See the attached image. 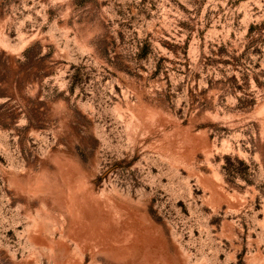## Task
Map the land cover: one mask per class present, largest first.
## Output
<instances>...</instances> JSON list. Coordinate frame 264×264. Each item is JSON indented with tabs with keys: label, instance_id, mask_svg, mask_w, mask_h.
<instances>
[{
	"label": "rangeland",
	"instance_id": "374dc122",
	"mask_svg": "<svg viewBox=\"0 0 264 264\" xmlns=\"http://www.w3.org/2000/svg\"><path fill=\"white\" fill-rule=\"evenodd\" d=\"M0 264H264V0H0Z\"/></svg>",
	"mask_w": 264,
	"mask_h": 264
}]
</instances>
